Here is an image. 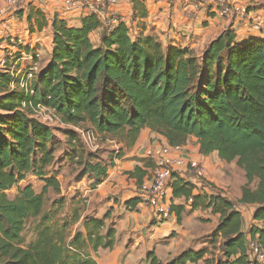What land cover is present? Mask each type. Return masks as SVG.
I'll return each mask as SVG.
<instances>
[{"label": "trees", "instance_id": "obj_1", "mask_svg": "<svg viewBox=\"0 0 264 264\" xmlns=\"http://www.w3.org/2000/svg\"><path fill=\"white\" fill-rule=\"evenodd\" d=\"M136 8L134 4V12ZM32 19L38 30L46 26L44 14L31 10L30 32ZM100 28L95 15L85 16L79 28L55 17L51 54L28 90L10 88L14 72L0 69V264H97V251L115 244V231L106 225L109 211L99 219L84 216L82 229L72 232L81 218L77 210L62 218L45 210L50 190L61 195V189L56 171L50 169L57 164L54 129L36 117V105L54 111L63 126L65 158L78 179L90 181L91 190L104 181L114 160L135 145L143 129L160 135L170 147L194 138L201 155L216 153L222 162L234 163L245 178L238 201L227 199L204 179L201 189L211 193L193 194L192 183L172 175L171 199L184 198L191 210L219 216L212 251L186 250L165 263L151 252L146 261L250 264L247 236L264 250V39L238 41L227 28L199 55L187 47L164 48L155 37H133L121 21L111 31H101L93 43L90 35ZM86 131L118 149L105 158L99 150L89 152L79 134ZM140 162L142 166L128 173L139 186L153 167L151 159ZM31 175L42 181L39 193L31 185L20 186ZM14 188L17 193L10 198ZM138 203L134 198L125 205L133 210ZM249 206L255 209L254 224L244 232L241 209ZM169 210L179 223L186 208L171 204ZM28 224L34 238L25 242Z\"/></svg>", "mask_w": 264, "mask_h": 264}, {"label": "crops", "instance_id": "obj_2", "mask_svg": "<svg viewBox=\"0 0 264 264\" xmlns=\"http://www.w3.org/2000/svg\"><path fill=\"white\" fill-rule=\"evenodd\" d=\"M132 1L119 0L112 10L129 28L133 37L139 35L155 37L164 48L169 46L187 47L201 55L208 44L227 28L235 32L238 41L249 38L263 39L249 20L237 16H233L231 19L221 18L210 7H201L193 0ZM242 3L240 0L230 1V4L235 5H243ZM134 4L137 6L135 12ZM31 10L44 14L46 26L41 30L37 29L34 19H32L33 32L28 30L27 14ZM138 12H145V16L140 17ZM254 13H262V11L260 9L250 10L249 15L252 16ZM85 16H87L86 9L81 7L67 10L64 0H24L22 6L15 12L6 7L5 0H0V64L2 65H0V69L6 67L14 73L25 69L35 70L36 75L45 67L52 51V20L56 17L65 21L70 27L79 28L81 20ZM100 35L101 31L99 30L92 32L90 35L92 42L97 43ZM7 37L18 41L21 47L32 53V57L17 46L9 44L6 40ZM44 47L46 51H44ZM42 54H45L42 63L39 68H35V58L43 56ZM16 57L20 58L15 60ZM108 143L112 145L110 150L118 149V145L114 142L108 141ZM159 146H168L166 140L149 129H143L135 145L127 150L122 158L114 160L104 181L93 190L89 188L87 205L82 218L88 213L102 218L109 211L110 216L106 225L115 231L113 248L100 249L95 254L97 264H149L146 258L151 252L159 261L165 263L186 250L197 252L210 248L212 233L218 224L219 216L209 210H191V202L184 198L171 199L172 201L167 203L169 209L171 204L185 206L186 210L179 223L174 213L166 219L158 220L152 209L140 202L133 210L126 208L127 201L138 199L139 196L137 180L129 177L128 173L132 172L136 165L142 166L141 160L150 159L147 155L148 151ZM168 147L170 148L169 158L182 162L176 168L175 174L195 186L193 194L199 192L210 194L211 191L209 188L201 189L199 180L187 169L188 162H196L204 168L206 183L221 191L227 199L238 201L245 178L237 189L236 185L227 180L225 171L222 170L223 164L227 163L222 162L216 153L208 156L201 155L194 138L178 149ZM55 159L57 164L50 169L56 171L58 179L59 170L57 167L60 159L56 157ZM64 160L68 166H71L66 158ZM29 177L36 178L31 175L21 183H26ZM143 179L145 181L146 177ZM40 182L42 183V181ZM88 184H90L89 180ZM82 188L83 194H87L86 186L82 185ZM254 210L253 206L241 209L244 232H247L254 224L252 220ZM198 264L205 263L200 261Z\"/></svg>", "mask_w": 264, "mask_h": 264}, {"label": "built area", "instance_id": "obj_3", "mask_svg": "<svg viewBox=\"0 0 264 264\" xmlns=\"http://www.w3.org/2000/svg\"><path fill=\"white\" fill-rule=\"evenodd\" d=\"M199 6H208L224 19H231L233 16L249 20L250 24L256 29L260 36L264 39V12L254 13L249 15V8L243 5H235L227 3L226 0H193ZM24 0H5L6 7L10 11H17L22 6ZM119 0H64L67 10L73 8L86 9L87 15H95L101 23L100 31H111L115 25L121 21L120 17L112 10ZM6 40L13 46H18L20 43L14 41L13 38L7 37ZM32 57V55H28ZM9 57V56H8ZM21 75V76H20ZM14 80L10 83V88L18 86L19 89L28 90L30 79L33 78L31 71L22 70L19 73H13ZM18 80V83L16 82ZM30 81V82H29ZM36 117L43 122H59L57 116L52 109L45 108L41 105H36L34 108ZM178 149V147H176ZM168 146H159L148 151V157L153 162V167L150 171L149 178L142 182L139 186V202L149 206L154 216L158 220L166 219L170 216L168 201L171 200V183L172 175L175 174L176 168L182 162L174 161L169 158ZM189 169L193 176L199 181L204 179V168L196 162H188ZM246 245L249 254L250 264H264V250L256 239L247 236Z\"/></svg>", "mask_w": 264, "mask_h": 264}, {"label": "rangeland", "instance_id": "obj_4", "mask_svg": "<svg viewBox=\"0 0 264 264\" xmlns=\"http://www.w3.org/2000/svg\"><path fill=\"white\" fill-rule=\"evenodd\" d=\"M21 1V0H18ZM231 0H226L227 3H230ZM243 3V6L248 7L250 10H255V9H260L262 12H264V0H240ZM23 2L20 4L22 5ZM14 11V10H13ZM10 44V43H9ZM44 51H46V48L44 47ZM200 52V51H198ZM45 53V52H44ZM43 56H39L38 58L36 57L35 61V68H39V66L42 63V59L45 54H42ZM28 57V56H27ZM20 57H16L15 60L19 59ZM1 65V64H0ZM2 66V65H1ZM1 68V67H0ZM33 77L35 75V70L31 71ZM21 76V75H20ZM33 79V78H32ZM30 79V80H32ZM30 82V81H29ZM45 123V122H43ZM46 124L50 125L54 129V136L56 139V152H55V157L57 159H60L58 163L57 170H59V175L58 179L61 184V195H56L53 193V191L50 190L48 196L46 197V211H52L54 216L62 218V217H70L72 211L75 209L77 210V213L80 214L81 218L79 222L73 226L72 232H75L77 229H82V223H83V218L82 216L84 215V211L87 205V196L89 195L88 190L89 189V184H88V179L86 177L84 178H77V171L74 170L73 166H68L66 164V161L64 160L65 152H67V147L65 145V139L63 133L60 132L59 129H63V126L60 125L58 122H46ZM86 149L93 153L96 150H99V155L103 158H105L108 153H110L113 150L111 149V144L110 143H103L100 141V139L91 131H86V132H79ZM63 157V158H62ZM219 163V161L217 160ZM222 170L225 171V174L227 176V180L230 181L232 184L236 185L237 189L240 184L244 182V174L243 172L236 167L234 163L230 164H223ZM150 174V172H149ZM226 180L227 183H229ZM230 184V183H229ZM25 185H31L36 193H39L41 191V188L43 184L37 179V178H28L26 183H21V187H24ZM82 185L86 186L87 194H83L84 190L82 188ZM231 185V184H230ZM17 193V188H14L12 191L8 192V195L10 198L15 196ZM83 195H85V198H83ZM59 201H63L62 206L59 203ZM55 202V204H53ZM53 205V209H52ZM86 216L89 217H94L97 218L96 215L93 213H88L85 214ZM99 219V218H98ZM32 226L30 224L27 225L23 237L25 242H29L33 240L34 235L32 232ZM210 251H212V246L209 248ZM218 253H216L214 256H217ZM209 257H211V254H209Z\"/></svg>", "mask_w": 264, "mask_h": 264}]
</instances>
